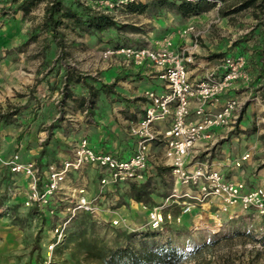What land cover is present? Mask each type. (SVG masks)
<instances>
[{"label": "rangeland", "instance_id": "obj_1", "mask_svg": "<svg viewBox=\"0 0 264 264\" xmlns=\"http://www.w3.org/2000/svg\"><path fill=\"white\" fill-rule=\"evenodd\" d=\"M21 1L0 0V37L4 39L0 42L1 68L2 55H10L8 67L0 73V116H7L6 121L0 119V143H6L5 138L8 136L11 138L6 150L8 155L15 151L14 154H18L20 160L25 162L17 152L20 151L21 145L24 147V141L29 146L27 138L32 134L37 135L47 129L54 131L61 118L68 114L70 108L63 109L66 104L64 97H68L66 92L74 94L76 86H63L64 74L82 79L78 91H87L84 84L93 88L100 85L112 88L109 90L113 92L99 96L100 106L94 113L97 125L102 124L106 102L119 100V93L116 91L121 87L119 80H140V74L134 69L133 62L128 61L126 64L121 59L123 56L106 55V51L114 49V46L143 47L152 41L160 40L167 33L174 35L175 45L180 49H191L197 40L194 57L210 60L211 68L205 74L212 71L224 55H242L246 59V65L247 57H250V64H254L256 68L251 72L245 67L249 81L238 89L232 88L233 92L239 91L234 94L242 101L234 129L244 131L242 127L254 128L253 131L260 133V136L264 135V68L259 65L260 60L264 58L262 24L258 22L252 9L223 17L219 12L220 7L225 6L222 3L206 12L189 16L167 11L161 16L130 14L120 7H113L109 8L107 13L120 25L132 26L135 30L110 29L101 35L79 37L61 28L64 33L63 42L61 46H57L51 35L40 28L45 2L37 3L32 11L25 15L15 11ZM89 4L97 10L101 9L102 5H108L106 2ZM187 27L193 29L187 35L181 36V31ZM105 73L114 77L110 84H106ZM243 89L245 91H242ZM244 117L247 118L245 126L239 124V121H244ZM42 136H45V133ZM47 136L54 138V132L52 136ZM214 142L213 138L212 143ZM45 143L46 140L41 142L44 152L48 151ZM155 152L159 155L160 150ZM262 153L264 154V150ZM2 159L4 157L0 154V160ZM92 170L87 167L84 172L89 173V176L93 174ZM7 178L5 172L0 183V264H46L53 256L52 252L50 255L48 252V246L54 240L53 228L65 218L66 207L72 203L68 202L59 207L54 204V214H46L41 218L42 212L37 213L35 209L23 203L27 191L23 189L22 179ZM164 179L168 190L172 179L169 175ZM5 182L8 183V188L4 187ZM84 182L86 183V179ZM92 183L96 185L90 187ZM87 185L86 193L91 194L90 200L99 208L95 217L99 223H110L121 229L136 232L151 228L147 211L149 207L142 203L137 206L128 203L125 207H117L118 192L105 191L102 194L105 186L100 182L98 184L96 177L94 180H88ZM123 189L124 186H120L117 191L121 192ZM173 211L179 210L174 208ZM186 220V224H182V221L165 222L153 240L148 241L163 244L170 240L171 244L183 250L204 243H214L204 250L199 262L190 261L185 264H264V215L246 211L238 219L222 222V226L204 216L200 220L198 214L190 215ZM114 221H117V224ZM218 227L219 231H216ZM169 228L180 231L170 234ZM107 237L112 236L108 234ZM35 239L38 250H32Z\"/></svg>", "mask_w": 264, "mask_h": 264}, {"label": "built area", "instance_id": "obj_2", "mask_svg": "<svg viewBox=\"0 0 264 264\" xmlns=\"http://www.w3.org/2000/svg\"><path fill=\"white\" fill-rule=\"evenodd\" d=\"M132 1L135 0H117V3ZM106 3L110 5L108 1ZM192 29L187 27L180 35L185 36ZM196 47L197 40L191 49H180L175 45L174 35L167 33L160 40L143 47L106 51V55H121L137 66H152L164 83L162 91L144 92L148 101L144 114L129 127V135L135 140L133 154L121 159L110 153L97 152L86 138H81L74 144L69 159L59 165L47 166L45 180L35 161L22 162L18 154L0 160L11 173L28 179L25 206L46 209L52 216L54 209L51 201L68 174L80 172L86 166L98 171L103 187L142 182L150 148L153 144H159L163 149L164 163L170 169L172 185L161 202L147 210L152 229L160 228L165 222L180 223L183 215L209 203H216L218 211L225 214L230 213L231 208L238 207L241 212L253 211L264 215L263 185L248 188L244 182L224 176L221 171L224 163L212 167L209 162H198L193 156L199 145L210 138V131L216 128L231 131L236 127L242 108V101L237 96L225 98L218 110L215 107L234 82L249 81L245 71L246 59L242 55H224L202 79L191 80L188 67L194 63ZM165 121L169 122V127L158 129L157 125ZM246 157L243 156L241 160ZM239 165V162L235 163V166ZM258 174L264 178V168ZM72 194V205L66 207L67 215L53 228L54 240L48 246L49 255L55 245L63 241L66 226L76 213L85 212L93 217L99 213L98 206L85 197L83 188L73 190ZM174 208L179 210L177 216L172 214ZM114 223L117 224V221Z\"/></svg>", "mask_w": 264, "mask_h": 264}, {"label": "crops", "instance_id": "obj_3", "mask_svg": "<svg viewBox=\"0 0 264 264\" xmlns=\"http://www.w3.org/2000/svg\"><path fill=\"white\" fill-rule=\"evenodd\" d=\"M3 40L4 39L0 37V42ZM1 58H3L1 60L3 67H0V73L5 67H8L10 55L3 54ZM195 58L196 59L194 63L189 65L188 69L190 79L197 81L202 79L205 76V72L211 67L209 59ZM121 59L124 63H129L124 57H121ZM249 60L250 57H247L246 68L252 72V69L256 68V66L254 64L251 65ZM260 61V67L263 65L264 68V58ZM134 69L139 72L140 80L136 82H129L128 80L131 78H127L128 80H125V82L119 80L118 84H120L119 87H121L120 89L118 88V90H116L119 93V100H111L108 102L105 101L107 103H105L106 113L103 116L102 124L99 125H97L94 116V113L97 112L96 108H99L100 106L98 100L96 101L95 105L90 107L88 110L79 107L78 104L80 98H85L87 96V91L83 92L81 89V91H78L81 83H71L73 86H76L74 87L76 89L73 90L75 93H72L71 96H68L67 98L64 97L66 104L63 105L64 110L70 108L67 111L68 114L61 118L54 131L52 129H47L48 132L40 131L39 134L36 135L35 133L27 138L28 142H30V145L28 146L27 142L24 141V147L21 145L19 148L20 151H17L20 154L21 159L25 162L35 161L38 164L40 163L41 165H39V168L41 170V176L45 180L47 178V166L49 164L59 165L62 161L69 159L74 144L81 138H86L89 142V145L97 152L110 153L121 159L129 158L135 149V140L129 135V127L136 123L144 114V109L148 104V101L144 96V92L147 90H153L157 92L162 91L164 84L163 81L158 77L157 70L152 66L134 65ZM104 78L107 80L106 84H110L114 80V77L109 75V73H105ZM245 84L246 83L242 80L234 82L233 87H231V89H229L220 98L216 104L215 110H218L221 107L225 98L236 96L234 93H238L239 91L233 92L234 88L238 89ZM110 89L112 88L110 87ZM242 91H245V89ZM110 92H113V90H110ZM262 99L264 100V97ZM192 112L193 106L191 108V114ZM245 119L247 118L244 117V121H239V124H244L245 126L247 124ZM262 120H264V118H262ZM168 127V121L159 123L157 125V128L160 130L167 129ZM242 128L244 131H239L237 129L227 131L223 128L213 129L210 131V138L206 141H203L199 145L197 152L194 153L193 156L198 162H209L212 167H216L218 163H224V168L221 169L224 176L233 181L244 182L248 188H253L257 185L264 186V178L258 174V171L264 168V154L262 153L264 150V135L260 136V133L253 131L254 128ZM53 132L54 138H48L47 135L52 136ZM44 133L45 136H42ZM213 138L215 141L214 143H212ZM5 139L7 140L6 143H0V154L4 157V159H7L11 157L15 151L10 155L7 154L6 150L9 146V141L11 138L8 136ZM44 140H46L45 147L48 149L46 152L42 151L43 146L41 142H44ZM32 143H34V145H32ZM156 150H160V156L155 154ZM243 156H247L245 160H241ZM236 162H239L240 165L235 166ZM259 164L262 166L260 167ZM156 166H166L163 158V149L159 144H153L150 148V156L147 170L145 172V178L146 176L151 175L153 168ZM87 167H91L93 169L92 175L90 174L88 176L89 173L85 174L84 170ZM5 172L8 177L7 179L11 177H20L22 179L21 181L23 189L27 191L28 179L23 175L11 173L9 169L4 167L2 164H0V183L2 182V176L5 174ZM94 177L98 179L99 184L100 175L98 174V171L92 166H86L77 173H69L67 179L62 184L55 198L51 201V207L54 204H56L58 207L61 205L64 206L70 202L73 196L72 192L77 188H83L85 190V197L90 200L91 194L86 193L88 186L87 183L88 180H94ZM85 179L86 183L84 182ZM95 185V183H92L90 187H94ZM4 187L8 188L7 182H5ZM117 187L120 186L106 185L102 194H104L105 191L115 192ZM152 197L156 203L161 201V198L158 196L154 195ZM25 198L26 196L23 199V203ZM157 199L160 201H157ZM127 203L130 205L132 204L131 206H133V204L137 206L138 204L134 201H127ZM125 206L126 205L122 204L120 207ZM29 208L35 209L37 213L42 212L40 214L41 218L42 216L48 214L46 209H38L36 207ZM197 214L200 220L201 217L204 216L209 220L217 222L215 223L216 225L222 226V222L225 223L227 221L238 219L244 214V212L239 211L238 207H233L231 208L230 213H221L218 211L216 203H209L203 205L200 208H196L191 212V214L183 215L181 217V223L184 224L185 222L186 224V219L188 216ZM204 228L209 227L204 226ZM216 231H219V227L216 229Z\"/></svg>", "mask_w": 264, "mask_h": 264}, {"label": "trees", "instance_id": "obj_4", "mask_svg": "<svg viewBox=\"0 0 264 264\" xmlns=\"http://www.w3.org/2000/svg\"><path fill=\"white\" fill-rule=\"evenodd\" d=\"M110 5H102L101 9L90 3L98 4L106 2ZM45 2L43 21L40 28L51 35L57 46H61L64 33L61 28L75 33L79 37L101 35L105 31L113 29L123 31L132 26L120 25L112 15L107 13L109 8L120 7L130 14H146L161 16L164 11L173 12L180 16L198 15L210 10L218 3L224 4L219 12L223 17L238 13L246 9H252L258 22L262 24V44L264 48V0H135L132 2L117 3V0H22L15 8L23 14H29L37 3ZM114 49L119 46H114ZM71 83H82L80 77L74 78L70 74H64L63 86ZM87 88V96L80 98L78 106L89 109L94 106L99 96L110 93V86L100 85L93 88L84 84ZM67 96L71 94L67 93ZM7 116H0L6 121ZM37 165H41L40 163ZM170 172L169 167L156 166L151 175L144 181L129 182L115 186H124L118 192L117 207L128 204L127 201L142 203L152 208L156 203L152 196H158L161 200L167 195L168 190L165 176ZM179 211H173L177 216ZM46 221L45 219H42ZM163 226V225H162ZM147 229L143 232L127 231L110 223H99L95 217L85 212H78L72 217L66 226L63 241L55 245L53 256L47 264H185L190 261L199 262L204 250L214 243H204L193 246L189 250L179 249L167 241L158 244L153 238L159 233V229ZM179 232V229L169 228L170 234ZM108 234L112 237H107ZM38 250L35 239L32 250Z\"/></svg>", "mask_w": 264, "mask_h": 264}]
</instances>
